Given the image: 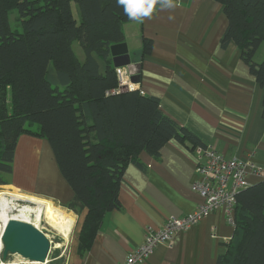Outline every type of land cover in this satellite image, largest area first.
<instances>
[{"label": "trees", "instance_id": "1", "mask_svg": "<svg viewBox=\"0 0 264 264\" xmlns=\"http://www.w3.org/2000/svg\"><path fill=\"white\" fill-rule=\"evenodd\" d=\"M215 1L228 19L222 46H238L264 91V58L255 59L264 43V0ZM14 9L23 31L11 27ZM129 20L116 0H0V185L13 172L20 136L46 139L74 193L64 207L79 214L86 210L80 252L89 248L105 214L121 207L127 166L146 169L142 152L159 157L171 140L192 151L205 145L163 111L159 97L112 92L118 76L110 48L126 41ZM151 48L152 40L144 37L142 53ZM234 227L217 264H264V180L238 194Z\"/></svg>", "mask_w": 264, "mask_h": 264}, {"label": "crops", "instance_id": "2", "mask_svg": "<svg viewBox=\"0 0 264 264\" xmlns=\"http://www.w3.org/2000/svg\"><path fill=\"white\" fill-rule=\"evenodd\" d=\"M227 25L220 2L178 0V7L157 8L143 22L127 21L125 42L144 94L159 97L163 111L205 145L227 157L256 162L262 175L249 170L253 185L264 180V91L238 46H222ZM144 37L152 40L147 54L142 53ZM259 49L257 62L264 58L258 56ZM140 159L146 169L127 166L119 192L122 205L105 214L84 252L79 245L86 210L72 211L76 225L65 264H126L128 255L144 242L147 227L158 229L171 216H184L203 202L192 188L196 160L187 144L171 140L159 157L142 152ZM6 177L17 189L63 207L74 194L48 141L28 134L20 136L13 172ZM215 227L217 238L212 237ZM234 231L223 209L212 211L188 230L175 232L171 244L158 245L137 264H217Z\"/></svg>", "mask_w": 264, "mask_h": 264}, {"label": "built area", "instance_id": "3", "mask_svg": "<svg viewBox=\"0 0 264 264\" xmlns=\"http://www.w3.org/2000/svg\"><path fill=\"white\" fill-rule=\"evenodd\" d=\"M116 71L118 86L112 90L113 93L139 90L144 94L133 63L131 67H117ZM192 152L196 160L197 174L192 188L203 197V202L184 216H171L158 229L147 227L144 242L128 255L126 264L144 262L158 245L171 244L175 232L188 230L207 218L212 211L223 209L227 221L235 225L237 196L250 185L249 170L262 175L256 162L227 157L210 144L198 145ZM1 233L2 230L0 238ZM212 237H218L217 227L213 229Z\"/></svg>", "mask_w": 264, "mask_h": 264}, {"label": "water", "instance_id": "4", "mask_svg": "<svg viewBox=\"0 0 264 264\" xmlns=\"http://www.w3.org/2000/svg\"><path fill=\"white\" fill-rule=\"evenodd\" d=\"M114 66H132L131 55L126 42L113 44L110 48ZM2 261L8 256L19 254L30 261L45 262L50 252L51 242L39 227L30 222L10 219L2 229Z\"/></svg>", "mask_w": 264, "mask_h": 264}, {"label": "rangeland", "instance_id": "5", "mask_svg": "<svg viewBox=\"0 0 264 264\" xmlns=\"http://www.w3.org/2000/svg\"><path fill=\"white\" fill-rule=\"evenodd\" d=\"M72 9H73L75 17L77 19H79V17H80L79 7L75 1H72ZM10 23H11V27L13 30L23 31V26H22L21 21L19 20V12L17 9H14L10 12ZM73 48H74L76 54L81 59H83L84 58V51H83L82 47L80 46L79 41L74 42ZM258 53H259L258 56L261 55L263 58V56H264V43H262V46L259 49ZM9 181L10 180L8 179V183L0 185V191L8 192L10 194L11 198L15 199L16 201H18L21 204L30 203L36 207H44V203H42V202L30 201L27 198L19 196L18 194H27V193L23 192L22 190L17 189L13 185H11V183ZM37 197L41 198L42 200L46 199V198L41 197V196H37ZM48 200H50V199H48ZM50 201H52L54 203V207L57 210L67 212V213H71L73 216H75V214L71 210H69L68 208L61 206L56 201H53V200H50ZM75 217H74V219L76 220ZM39 228L45 232V234L48 236V238L50 239V242H51V248H50L49 255L47 257V261L33 263L30 260L23 258L19 254L10 255V256H8L6 261H2V255H3V249H2V251L0 252V264H2V263H4V264H65L66 256H67V252H68V246L70 243L71 236H70V239L64 238L57 231L53 230L44 220H42V222H40Z\"/></svg>", "mask_w": 264, "mask_h": 264}, {"label": "bare ground", "instance_id": "6", "mask_svg": "<svg viewBox=\"0 0 264 264\" xmlns=\"http://www.w3.org/2000/svg\"><path fill=\"white\" fill-rule=\"evenodd\" d=\"M18 195L30 201L42 202L44 203V207H36L30 203L21 204L11 198L8 192L0 191V230L3 229L10 219L30 222L37 227H39L40 222L44 220L53 230L57 231L64 238L70 239L76 225V220L71 213L57 210L52 201L42 200L41 198L29 194ZM2 249L3 243L0 238V252ZM31 262L37 263V261Z\"/></svg>", "mask_w": 264, "mask_h": 264}, {"label": "clouds", "instance_id": "7", "mask_svg": "<svg viewBox=\"0 0 264 264\" xmlns=\"http://www.w3.org/2000/svg\"><path fill=\"white\" fill-rule=\"evenodd\" d=\"M116 3L124 8L126 16L138 22L151 18L157 8L174 9L178 7V0H116Z\"/></svg>", "mask_w": 264, "mask_h": 264}]
</instances>
